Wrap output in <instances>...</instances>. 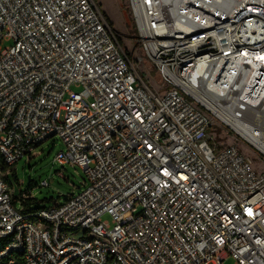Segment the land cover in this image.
Segmentation results:
<instances>
[{"label":"built area","instance_id":"1","mask_svg":"<svg viewBox=\"0 0 264 264\" xmlns=\"http://www.w3.org/2000/svg\"><path fill=\"white\" fill-rule=\"evenodd\" d=\"M128 3L142 55L96 0H0V264H264V0ZM53 137L85 187L23 211L4 176Z\"/></svg>","mask_w":264,"mask_h":264},{"label":"rangeland","instance_id":"2","mask_svg":"<svg viewBox=\"0 0 264 264\" xmlns=\"http://www.w3.org/2000/svg\"><path fill=\"white\" fill-rule=\"evenodd\" d=\"M101 10L104 12L109 23L118 34V38L127 51L136 52L142 55L139 49L137 34L134 32L135 23L129 8L128 0H96ZM12 44V41H2L1 47ZM140 73L154 88L160 87L162 81L155 70L149 71L147 61L140 66ZM211 136H217L218 144L227 145L236 142V137L230 130L220 124L211 129ZM239 147L249 155H261L260 152L248 144L238 142ZM65 149V146L58 137H53L38 146L32 155H25L21 158L4 179L9 184H13L14 196L18 198L21 194L26 198H36L39 200L34 206L47 209L56 204H63L71 195H76L85 187L87 176L83 168L72 164H61L54 160L58 152ZM255 157V161H256ZM262 164V163H261ZM48 180L49 187H41L40 183ZM47 201H44V200ZM53 199V200H52ZM18 208L22 206L17 200ZM104 219L110 220L109 215ZM235 259L229 255L223 264H234Z\"/></svg>","mask_w":264,"mask_h":264},{"label":"trees","instance_id":"3","mask_svg":"<svg viewBox=\"0 0 264 264\" xmlns=\"http://www.w3.org/2000/svg\"><path fill=\"white\" fill-rule=\"evenodd\" d=\"M134 32L137 34L136 28L133 29ZM1 160V155H0ZM20 200L22 204V210L23 211H31V210H40L42 208L34 206L35 203H38L39 200L36 198H26L24 195H20L18 198L14 196V204H16V201ZM53 200V199H52ZM44 201H47L46 199Z\"/></svg>","mask_w":264,"mask_h":264},{"label":"water","instance_id":"4","mask_svg":"<svg viewBox=\"0 0 264 264\" xmlns=\"http://www.w3.org/2000/svg\"><path fill=\"white\" fill-rule=\"evenodd\" d=\"M138 38V37H137Z\"/></svg>","mask_w":264,"mask_h":264}]
</instances>
